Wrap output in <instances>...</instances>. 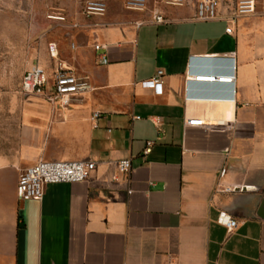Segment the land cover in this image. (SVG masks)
<instances>
[{
	"label": "crops",
	"instance_id": "0c3cea01",
	"mask_svg": "<svg viewBox=\"0 0 264 264\" xmlns=\"http://www.w3.org/2000/svg\"><path fill=\"white\" fill-rule=\"evenodd\" d=\"M59 1L67 35L77 33L75 47L64 38L67 62L92 87L68 107L21 88L15 127H0V264H264V10L237 16L236 2L221 0L217 18L198 19L179 5ZM101 1L104 14L86 17ZM158 70L162 93L141 84ZM41 158L96 167L22 200L20 173ZM222 210L237 228L217 221Z\"/></svg>",
	"mask_w": 264,
	"mask_h": 264
},
{
	"label": "built area",
	"instance_id": "2783aa9c",
	"mask_svg": "<svg viewBox=\"0 0 264 264\" xmlns=\"http://www.w3.org/2000/svg\"><path fill=\"white\" fill-rule=\"evenodd\" d=\"M129 8H142L143 0H127ZM219 0H197L196 18L198 19H215L218 17ZM106 4L104 2H90L85 6V16L91 17L95 14H104ZM261 8L264 10V0H237L235 12L237 16L256 13ZM64 18V16H60ZM158 21H163L161 15H156ZM226 31L232 33V26H228ZM72 47H75L72 44ZM96 49H101V44L95 45ZM53 54V52H52ZM53 56L58 59V54ZM102 62L107 63L108 58L102 56ZM163 70H158L153 77L141 82L143 86L155 89L157 93L163 92ZM197 80L211 82L233 81L232 77L226 75H198ZM88 78L78 74L73 67L66 61L57 60L55 69L50 74L47 69L40 65H32L28 68L22 77L21 88L27 95H36L50 100L52 103L68 107L74 103L81 102L85 94L91 89ZM100 117V112L92 114L91 119L96 124ZM189 125H202L207 127L218 126L217 120H209L199 117H188L186 119ZM152 142H149L145 153L151 151ZM120 172L127 173L131 169V159H121L116 163ZM96 167V162L92 160H61V159H39L30 166L22 169L17 186L18 196L22 200L41 199L44 195L47 185L61 182H79L88 179ZM226 168H222L221 175H224ZM218 188L226 192L235 191V186L227 185ZM217 221L225 225L229 231L237 228L239 221L234 218L228 211H220Z\"/></svg>",
	"mask_w": 264,
	"mask_h": 264
},
{
	"label": "rangeland",
	"instance_id": "374dc122",
	"mask_svg": "<svg viewBox=\"0 0 264 264\" xmlns=\"http://www.w3.org/2000/svg\"><path fill=\"white\" fill-rule=\"evenodd\" d=\"M125 0V6L128 4ZM197 0H143L144 9H159L162 4L196 8ZM221 3V0H219ZM232 5L237 0H223ZM60 1L50 5L40 1L0 0V127L12 131L18 119L13 103L21 93L24 71L32 65H40L51 72L57 60H68L64 50V38L74 44L77 33L68 36V22L60 18ZM79 36V35H78ZM58 46V59L50 54V43ZM69 64V62H67ZM70 65V64H69ZM15 100V101H14Z\"/></svg>",
	"mask_w": 264,
	"mask_h": 264
},
{
	"label": "water",
	"instance_id": "95a60500",
	"mask_svg": "<svg viewBox=\"0 0 264 264\" xmlns=\"http://www.w3.org/2000/svg\"><path fill=\"white\" fill-rule=\"evenodd\" d=\"M206 81V80H205ZM208 82H211V81H208ZM242 190V189H241ZM260 214V213H259Z\"/></svg>",
	"mask_w": 264,
	"mask_h": 264
}]
</instances>
